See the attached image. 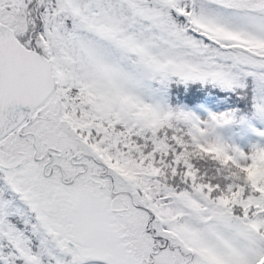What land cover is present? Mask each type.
Masks as SVG:
<instances>
[{
	"label": "snow or ice",
	"instance_id": "6c2138e0",
	"mask_svg": "<svg viewBox=\"0 0 264 264\" xmlns=\"http://www.w3.org/2000/svg\"><path fill=\"white\" fill-rule=\"evenodd\" d=\"M0 264H264V0H0Z\"/></svg>",
	"mask_w": 264,
	"mask_h": 264
}]
</instances>
